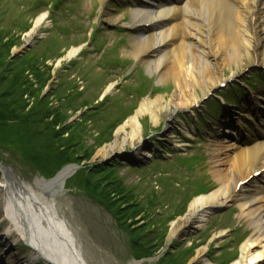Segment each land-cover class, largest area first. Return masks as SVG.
<instances>
[{"label": "rangeland", "instance_id": "374dc122", "mask_svg": "<svg viewBox=\"0 0 264 264\" xmlns=\"http://www.w3.org/2000/svg\"><path fill=\"white\" fill-rule=\"evenodd\" d=\"M137 1L105 0L103 4L101 0H0V52L5 63L12 61L25 67L26 73L32 75L29 79L34 87L39 88L38 97L48 99L50 108L62 109L65 121L63 126L58 122L48 125L46 131L51 134L47 138L42 127L21 124L18 117L23 115L22 110L13 112L0 103L1 159L27 180L54 173L57 168L53 167L58 164L80 166L66 180L56 206L88 264H228L238 256L242 242L251 232L250 225L240 218L236 202L210 211L204 225L191 228L185 235L180 233L176 240L168 242V236L171 221L187 213L190 200L201 193V187L211 190L217 186L208 165L214 150L211 141L222 138L223 143L241 146L255 137L256 118L250 103H255L254 97L264 88V72L256 63L249 67L244 62L223 63L222 83L227 87L211 91L203 102L205 97L201 99L199 118H189L191 134L183 133L185 130L175 134L177 142L187 140L191 146L170 145L164 128L155 126L147 117L143 120V134L151 139L146 142L152 149L150 158L140 163L120 159V154L106 157L110 158L108 163L95 159L99 149L114 140L116 125L135 110L141 99L160 94L168 98L173 90L172 83L163 84L148 69V61L130 57L132 38L149 28L138 30L131 26ZM102 9L122 14V25H110L101 19ZM47 10L50 22L41 29L42 36L23 50L26 30L39 13ZM79 45L82 50L78 55L63 60L67 50ZM236 70L239 77L233 76ZM111 83L114 87L103 99L102 93ZM235 84L243 87L238 96L234 93L238 89L233 88ZM247 84L256 87L252 92L245 91ZM216 92L221 93L218 98L228 95L237 99V104L225 110L215 97ZM59 95L68 96V104ZM213 98L216 99L212 101ZM34 102L30 99L28 106ZM39 109L29 111L25 120L40 117ZM177 115L188 123L184 118L188 111ZM50 117H57V112L50 113ZM4 118L13 121L5 125ZM24 134L30 139L19 142ZM8 139L14 141V148L8 147ZM37 144L45 151L43 157L39 156L42 151L28 155L20 150ZM127 146H123L124 151ZM132 150L129 147L126 154ZM94 163H101L103 169ZM1 197L0 193L3 233L9 220ZM14 235L0 251L2 264H22L30 257L29 247ZM169 245L172 247L166 250ZM9 251H14L10 257L6 256Z\"/></svg>", "mask_w": 264, "mask_h": 264}, {"label": "bare ground", "instance_id": "6f19581e", "mask_svg": "<svg viewBox=\"0 0 264 264\" xmlns=\"http://www.w3.org/2000/svg\"><path fill=\"white\" fill-rule=\"evenodd\" d=\"M101 2L104 4L105 0ZM101 12L100 18L108 24L122 25V14L104 9ZM132 12V27L139 30L145 28V23L151 25L132 38L130 57L148 61V69L163 84L172 83L173 90L168 98L160 94L141 99L135 110L116 125L114 140L100 148L95 159L120 154L124 160L140 163L150 158L152 149L146 142L151 139L143 134V120L147 117L155 126L164 128L170 145L191 146L187 140L177 142L175 134L183 130L191 134L189 118L196 116L194 109L225 81L221 73L223 63L264 66V0H148L134 6ZM47 18V12L35 17L25 32L27 42L42 36ZM81 50L82 46H73L65 52L63 60H70ZM239 74L236 70L233 76ZM113 87L112 83L106 87L103 99ZM253 101L257 103L253 109L262 133L241 146L223 143L222 138L211 141L214 150L208 165L217 186L211 190L202 188L190 200L187 213L171 221L168 236L170 242L182 231L185 235L191 228L204 225L213 207L236 202L239 216L250 225L251 232L242 242L238 256L228 264H261L264 259V89ZM184 111L189 114L184 117L187 124L177 117ZM22 139L30 136L24 134L18 141ZM6 143L14 148L13 140ZM38 145H31L29 151L20 150L28 155L42 151L39 156L43 157L45 151ZM129 147L133 150L126 154ZM58 167L59 164L53 168ZM74 168L75 164H66L52 174L27 180L0 156V193L9 220L5 231L0 232V248L10 244V237L16 233L17 239L22 238L29 245L30 257L22 264H36L39 259L41 264H87L72 229L56 206L66 180L76 173ZM258 171L260 175L255 176ZM13 252H7L6 256Z\"/></svg>", "mask_w": 264, "mask_h": 264}, {"label": "trees", "instance_id": "16d2710c", "mask_svg": "<svg viewBox=\"0 0 264 264\" xmlns=\"http://www.w3.org/2000/svg\"><path fill=\"white\" fill-rule=\"evenodd\" d=\"M5 62L6 59L2 56V53L0 52V103L6 104V107L9 109L11 108L13 112L16 111L20 112V110H22L23 115L18 117L21 118L20 120L21 124L28 123L29 125L32 126L38 125V127H42L43 128L41 130L43 131L42 134H44L48 138L51 134L50 131H46L48 129V125L50 124L53 126L58 124L62 126L64 125L65 121L63 120L64 114L62 112V109H57L56 107L52 109V107L50 108L48 99L46 98L41 99L40 95L38 97L39 88H37V85L36 87H34V84L29 79V76L26 73L25 67H20L18 64H14V62L12 61H9L8 63ZM39 81H42V79L40 78ZM62 96L59 95V98L61 99ZM12 98H16V100H13ZM32 98L35 99L36 102H34L29 107L28 102ZM62 98L64 102L66 101L65 104H68L67 101L68 96H64ZM57 101L59 102V100ZM64 106L62 108H64ZM36 107L40 108L38 110L40 111L38 113H41L40 117H35V119L25 120L27 116H29V111L30 112L33 111ZM55 111L57 112V117L51 118L50 113H53ZM58 111L61 113V115L59 114ZM8 113H12V112H8ZM39 120H41V122ZM3 121H5V125H7L6 122H10L13 120L11 118L8 119L4 118ZM37 121L39 122L36 124L35 122ZM55 122L56 123L58 122V124H56ZM65 128L66 127H63V130H66ZM99 167L103 169L102 166Z\"/></svg>", "mask_w": 264, "mask_h": 264}]
</instances>
